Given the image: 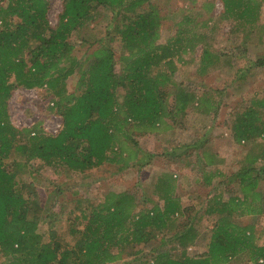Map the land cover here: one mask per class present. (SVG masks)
I'll return each instance as SVG.
<instances>
[{"label":"trees","instance_id":"obj_1","mask_svg":"<svg viewBox=\"0 0 264 264\" xmlns=\"http://www.w3.org/2000/svg\"><path fill=\"white\" fill-rule=\"evenodd\" d=\"M146 3L149 0H67L54 27L48 17L49 0H0V252L10 264H113L127 245H148L159 233L162 245L167 241L173 245L166 250L149 247L150 261L145 263L229 264L244 255L250 264H264V229L258 233L255 224L242 225L234 219L264 214V163L258 166L260 159L264 161V141H258L264 138V97H255L248 107L236 111L232 135L249 147L237 171L231 175L215 171L213 176H221L216 185L211 183L213 176L207 177V185H212L215 193L206 200L203 212L196 211L193 204L183 207L168 192L161 196L163 206L151 200V207L139 209L135 193L111 190L104 193L102 201L80 207L75 225L79 219L84 226L71 230L80 233L77 245L64 242L60 247L50 230L40 231L47 218L42 217L46 203L38 192L27 193L24 187L27 179L33 183L37 178L38 168L85 172L105 163L124 168L131 162L142 168L149 161L146 155L140 156L138 143L128 149V125L145 134L163 132L185 118L191 107L205 113L215 110L205 95L199 97L191 87L174 79L178 70L175 56L202 44L201 64L206 65L202 72L208 65L215 68L221 56L210 52L207 35L193 31L199 24H193L190 15L184 16L180 26L193 25L185 47L175 38L159 42L162 15L155 4L143 8ZM223 4L229 15L236 12L251 20L257 19L260 9L259 0H224ZM98 5L122 13L126 19L116 25L113 34L107 32L111 40L119 38L124 50L119 73L110 42L79 57L76 43L69 38L95 18ZM206 6L210 11L214 4ZM208 21L201 25L207 27ZM245 33L249 39L250 33ZM81 40L90 46L101 41ZM75 73L79 74L80 93L69 92L65 86ZM45 84L55 92L57 101L51 110L61 114L63 128L52 134L44 130L42 122L15 126L8 110L13 92ZM120 87L125 90L122 94ZM205 144L203 140L195 146L202 149L198 155L205 161L203 165L223 163L218 153L203 148ZM35 161L40 165L36 167ZM171 180L173 184L175 179ZM233 183L235 194L225 198L218 190ZM179 211L187 221L177 224L172 217ZM204 215L214 217L215 223L203 231ZM198 239H208V249L193 255L187 248ZM179 248V252L173 251Z\"/></svg>","mask_w":264,"mask_h":264},{"label":"rangeland","instance_id":"obj_2","mask_svg":"<svg viewBox=\"0 0 264 264\" xmlns=\"http://www.w3.org/2000/svg\"><path fill=\"white\" fill-rule=\"evenodd\" d=\"M66 1L49 0L48 17L52 26L57 25ZM259 1L260 9L257 19L251 20L249 17H240L236 12L231 15L226 13L224 0H149L150 4L158 7L162 15L159 42L165 43L169 38H175L181 40L180 44L185 47L189 27L193 26L192 23H198L199 25L192 27L193 31L207 35L211 43L208 49L211 53L221 56L215 68L208 65L204 72L202 70L206 65L201 64L204 52L202 44L175 56L178 70L174 79L191 87L199 97L205 95V99L213 103L215 110L205 113L191 107L185 118H179L172 128L163 132L145 134L133 130L131 125H128L129 138L126 142L128 149H132L131 147L138 143L141 148L140 156L146 155L145 159L149 161L142 168L133 162L124 168L105 163L103 166L85 172H56L48 166L38 168L37 178L33 180V183H31L32 180L27 179L24 187L27 193L38 192L42 203H46L43 204L46 208L42 212V217L47 218L40 225L41 232L50 230V234L56 235V244L60 247L64 242L71 247L77 245L80 233H72L71 230L73 227L82 229L84 226V222L82 223L79 219V224L75 225L80 207L85 203L89 204L87 202L102 201L104 193L111 190H129L135 193L139 198V209L151 207L154 201L163 206L165 201L161 196L168 192L175 199H179L183 207L193 204L196 211L203 212L206 200L215 193L212 185L218 184L221 179V176H213L214 172L219 170L231 175L237 171L249 147L243 142L238 143L232 135L231 124L236 111L239 108L248 107L255 97H264V0ZM149 3H146L143 8L147 9ZM212 3L214 7H211L210 11L207 10L206 5ZM98 8V12L94 11L95 18L88 21L84 27L74 30L69 38L76 43L75 52L79 57L92 52L106 41L110 42L117 65L116 73H119L121 71L119 59L124 50L119 38L111 40L107 32L111 30L113 34L116 25L125 22L126 19L122 13L115 14L116 12L106 10L99 5ZM185 15H190L194 21L191 25L184 24L180 27ZM208 19V26H202L201 23ZM180 28L183 29L180 30ZM245 32L250 33L249 39ZM261 33L263 38L260 37V40L258 36ZM82 37L90 40L100 38L101 41L90 46L81 40ZM78 79L77 73L67 79L65 86L69 92L80 93L77 88ZM36 90L37 96L30 89L20 87L10 97L8 110L15 126L31 127L42 122V127L46 125L45 123L50 127L57 118L49 122L47 119H50L52 115L60 118V113L51 110L57 101L55 92L53 93L48 85ZM119 92L124 93V88L120 87ZM171 99L170 97V101ZM45 131L50 132L49 128ZM203 140H206L203 148H209L218 153L223 158V163L203 165L205 161L200 156L201 161L198 155L202 149L195 147L198 141ZM258 141L263 142L264 138ZM260 161L258 166L264 163L262 159ZM35 165L37 167L40 162L35 161ZM210 176H213L212 185L208 186L206 179ZM171 179H175L173 184ZM262 188H264V182ZM218 191L228 198L236 191V185L224 184ZM135 218L137 219L138 216ZM234 219L242 225L255 224L258 233L264 229V214L258 216L246 214ZM172 220L180 224L187 221V216L179 211L173 215ZM214 223V217L204 215L203 231L205 228L209 230ZM161 239L162 234L159 233L151 238L148 245L144 242L134 246L127 245L121 258L113 264H134V262L149 264V262L145 263V260L150 261L149 247L155 245L161 250H166L173 245L170 241L162 245ZM207 244L208 239L202 241L198 239L197 243L188 246L187 251L193 255L204 254L208 249ZM116 250L115 247L114 251ZM180 250L179 248L173 251ZM0 264H10L9 259L1 252ZM229 264H250V262L247 261V256L243 255Z\"/></svg>","mask_w":264,"mask_h":264},{"label":"built area","instance_id":"obj_3","mask_svg":"<svg viewBox=\"0 0 264 264\" xmlns=\"http://www.w3.org/2000/svg\"><path fill=\"white\" fill-rule=\"evenodd\" d=\"M45 87H46V84H45ZM25 89V88H24ZM30 91L32 93H34L36 96L38 94L36 88H33V89H30ZM53 103V102H52ZM57 118V120L54 121V119ZM51 119V120H50ZM50 119H47V122L49 121H54V124L50 125V127L47 126V123H45L46 125L43 126L44 130L45 129H48L49 128V133H52V134H56L58 133L64 126L63 124V119H62V116L57 117L56 115H52ZM44 124V122H43ZM46 126V127H45Z\"/></svg>","mask_w":264,"mask_h":264}]
</instances>
